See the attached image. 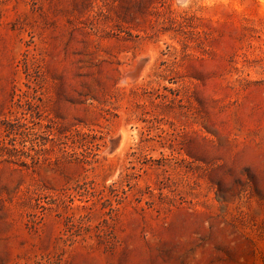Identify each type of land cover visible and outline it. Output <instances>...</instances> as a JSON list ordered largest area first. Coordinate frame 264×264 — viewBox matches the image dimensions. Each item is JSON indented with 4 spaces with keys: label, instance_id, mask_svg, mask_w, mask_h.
Returning <instances> with one entry per match:
<instances>
[{
    "label": "rangeland",
    "instance_id": "obj_1",
    "mask_svg": "<svg viewBox=\"0 0 264 264\" xmlns=\"http://www.w3.org/2000/svg\"><path fill=\"white\" fill-rule=\"evenodd\" d=\"M0 264H264V0H0Z\"/></svg>",
    "mask_w": 264,
    "mask_h": 264
}]
</instances>
